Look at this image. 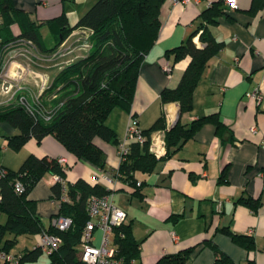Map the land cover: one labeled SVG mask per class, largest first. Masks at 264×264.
Wrapping results in <instances>:
<instances>
[{"label": "crops", "instance_id": "0c3cea01", "mask_svg": "<svg viewBox=\"0 0 264 264\" xmlns=\"http://www.w3.org/2000/svg\"><path fill=\"white\" fill-rule=\"evenodd\" d=\"M95 1L13 0V3L35 22L42 46L52 48L59 40L51 20L65 14L73 25ZM235 1L236 6L226 0H190L179 4L166 0L161 11L162 26L141 63L130 109L114 107L106 118V124L120 141L128 142L127 128L132 114L137 116L143 129H148L162 113L171 127L178 121L189 124L217 112L226 126L223 137L217 135L213 123L206 122L181 147L166 156L165 134L154 131L151 149L154 153L158 151L155 154L159 159L152 172L138 173L143 185L140 193H133L122 181L106 182L100 176L99 167L78 160L53 135H46L41 141L32 137L21 147H13L9 144L10 138L20 134V129L0 118V165L17 171L30 154L62 157L67 167V181L84 178L114 187V202L126 211V222L139 244L135 264H155L163 255L195 245L192 257L184 264H217L214 248L204 239L236 264H264V0ZM214 2L222 3L223 13L211 30L223 46L209 60L196 86L192 109L182 113L178 101L162 102L161 91L178 85L190 59L174 62L167 51L198 28L201 13ZM20 27L19 23L14 24L3 36L19 34ZM89 33L88 28L73 30L60 44L62 52L52 58L54 63L41 68L32 65L39 52L36 45L22 38L7 43L1 53V64L12 61L11 71L21 72L22 66L28 65L37 73L26 75L20 82L21 89L14 95V89L5 87V81L1 80L0 108L18 104L22 97L34 103L46 77L53 78L63 62L87 54L89 45L85 39ZM194 41L200 47L205 45L199 33ZM166 61L172 66L170 72L162 68ZM257 87L262 91L261 101L247 95ZM252 126L257 127L256 131L251 130ZM95 143L106 153V168H118V147L99 137ZM51 177H43L28 195L36 200L37 213L46 227L52 224L57 210ZM248 198L260 200L256 209L245 202ZM5 219L7 214L2 213L0 223H5ZM228 228L251 236L254 247L247 249L237 244L226 232ZM22 235L28 237L21 234L18 238ZM6 237L12 238L13 233L9 232ZM32 237L33 246L27 243L25 249L38 245L40 235Z\"/></svg>", "mask_w": 264, "mask_h": 264}, {"label": "trees", "instance_id": "16d2710c", "mask_svg": "<svg viewBox=\"0 0 264 264\" xmlns=\"http://www.w3.org/2000/svg\"><path fill=\"white\" fill-rule=\"evenodd\" d=\"M166 0H96L88 10L71 25L65 14L55 17L50 25L56 31L59 42L52 48L42 46L35 22L23 9L17 8L13 0H0V37L10 32L11 27L19 23L21 32L10 34L0 41V58L2 50L9 42L20 38L36 45L39 52L32 65L41 68L54 63L52 58L60 55V44L77 28H88L90 33L85 39L88 43L87 54L71 62H63L62 68L46 81L37 95L43 114H32L24 104H12L0 108V118L20 129V134L10 138L9 144L15 148L24 145L30 138L41 141L46 135H53L78 160H84L99 167L106 168V153L95 143L99 137L119 148L122 143L116 132L106 124V118L114 107L130 109L135 93L136 83L144 56L155 43L162 26V6ZM223 13L221 2H214L201 13L202 22L196 30L178 46L167 51V55L178 61L189 57L180 82L176 87H166L161 91L162 102L178 101L182 113L193 107L194 91L203 76L209 60L222 48L223 42L216 39L211 26ZM199 33L204 46H198L194 36ZM2 64L0 61V68ZM26 101L34 104L26 98ZM136 116L135 114H132ZM206 122L216 127L218 136L223 137L226 129L218 113L205 115L189 124L178 121L169 127L165 113L148 129H143L146 139L140 142L128 139V151L118 167L119 180L128 184L133 193H140L143 183L138 173H150L155 169L158 156L152 151V133L161 130L165 134L166 156L171 155L190 139L197 129ZM65 163L47 155L30 154L17 171L9 173L1 180L2 199L0 215L7 214L5 223H0V251L10 252V248L18 241V236L41 235L47 230L62 237L60 247L49 254V264H90L79 256L80 239L84 226L89 219L88 202L91 195H102L108 192L100 182L91 183L84 178L67 181L70 197L64 202L60 213L70 216L72 225L61 230L52 224L46 227L37 213L36 200L28 197L31 190L45 176L60 174L66 176ZM66 178V177H65ZM20 180L25 190L18 193L14 183ZM54 197L61 194V186H51ZM245 202L256 209L260 200L248 198ZM7 232L12 238L4 240ZM233 240L247 249L254 247V239L246 234L226 230ZM123 234V235H122ZM115 240L118 255L124 256L131 264L140 253L139 244L135 240L132 228L126 221L115 227ZM216 252L217 264H236L226 253L218 249L211 241L204 239ZM195 246L179 250L176 253L161 256L155 264H184L194 253ZM43 251L35 246L22 252L19 264L36 261ZM0 264H11L1 260ZM135 264V263H134Z\"/></svg>", "mask_w": 264, "mask_h": 264}, {"label": "built area", "instance_id": "2783aa9c", "mask_svg": "<svg viewBox=\"0 0 264 264\" xmlns=\"http://www.w3.org/2000/svg\"><path fill=\"white\" fill-rule=\"evenodd\" d=\"M190 0H171L172 4L187 3ZM228 3L236 6L235 0H226ZM67 62H71L70 60ZM11 62L4 68L0 69V81H8V89H14L13 95L21 89V80L25 78L29 73H37L28 65L22 66L21 72L17 69L14 71L10 70ZM17 68V67H16ZM162 68L166 72H170L172 69L171 64L166 61ZM48 78L46 77L43 85H45ZM41 86V87H42ZM247 95L257 101L262 100V91L260 88H254L252 91L248 92ZM20 102L24 104L26 109L32 114H43L46 118H50V112H44L40 108V101L38 96L35 97V103L31 104L26 101L25 97L20 99ZM257 127L252 126L251 130L256 131ZM136 139L143 142L146 137L143 133V128L140 126L137 116L131 117L130 123L127 128V139ZM128 147L126 141L122 142L118 148V156L120 162L124 155L127 153ZM158 154V151H155ZM59 163H65V159L60 157L57 159ZM100 171V176L110 184H116L119 180L116 174L118 168L116 169H103L98 168ZM9 173V169L5 166L0 165V201L2 199V185L1 180ZM51 179L54 183H59L61 186V194L58 197H54L53 201L57 205V210L52 216V225L61 230H66L72 225V218L60 213V208L64 202H69L71 199L67 194L68 183L65 177L60 174H53ZM15 190L18 193H22L25 190L23 183L20 180H16L14 183ZM108 192L102 195H91L88 202V215L87 220L82 235L80 239V258L90 264H124L126 259L124 256L118 255V245L115 240V227L120 226L125 223L127 218V213L124 209L119 207L114 202V187H107ZM123 235V234H122ZM62 243V237L58 234L51 233L47 230L43 231L40 235V241L38 247L47 253H52L56 251ZM22 258V253H12L5 250L0 251V259L10 262L11 264H19ZM131 264L135 263V259H132Z\"/></svg>", "mask_w": 264, "mask_h": 264}, {"label": "rangeland", "instance_id": "374dc122", "mask_svg": "<svg viewBox=\"0 0 264 264\" xmlns=\"http://www.w3.org/2000/svg\"><path fill=\"white\" fill-rule=\"evenodd\" d=\"M8 62L2 63V68H4ZM4 215L5 214H3V217H4ZM3 217L1 219V222L3 220ZM5 220L3 222H5ZM8 233L9 232H7L5 234L4 240L7 239L6 235ZM36 240H37V238H36ZM27 243L29 244L30 247L33 246L34 240H33V237L32 236H28L27 237V236L24 235L23 237H19L17 243L15 245H13L10 249L13 250L12 253H21L20 250L21 249H25L24 247L26 246L25 244H27ZM49 260H50L49 254L47 252H43V253L40 254L38 260H36V261H27L26 264H49Z\"/></svg>", "mask_w": 264, "mask_h": 264}, {"label": "water", "instance_id": "95a60500", "mask_svg": "<svg viewBox=\"0 0 264 264\" xmlns=\"http://www.w3.org/2000/svg\"><path fill=\"white\" fill-rule=\"evenodd\" d=\"M4 85H5V87L8 86L9 85V82L8 81H5L4 82Z\"/></svg>", "mask_w": 264, "mask_h": 264}]
</instances>
